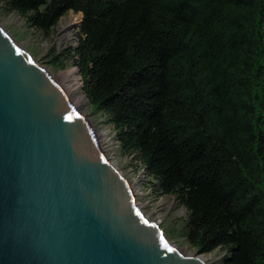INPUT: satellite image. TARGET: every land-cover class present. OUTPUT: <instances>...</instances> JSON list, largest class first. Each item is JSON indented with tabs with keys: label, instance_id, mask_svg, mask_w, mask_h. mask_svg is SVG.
Here are the masks:
<instances>
[{
	"label": "trees",
	"instance_id": "obj_1",
	"mask_svg": "<svg viewBox=\"0 0 264 264\" xmlns=\"http://www.w3.org/2000/svg\"><path fill=\"white\" fill-rule=\"evenodd\" d=\"M1 1L46 35L81 12L67 51L122 152L188 210L197 251L264 264V0Z\"/></svg>",
	"mask_w": 264,
	"mask_h": 264
},
{
	"label": "water",
	"instance_id": "obj_2",
	"mask_svg": "<svg viewBox=\"0 0 264 264\" xmlns=\"http://www.w3.org/2000/svg\"><path fill=\"white\" fill-rule=\"evenodd\" d=\"M139 209L58 78L0 26V264H208Z\"/></svg>",
	"mask_w": 264,
	"mask_h": 264
},
{
	"label": "rangeland",
	"instance_id": "obj_3",
	"mask_svg": "<svg viewBox=\"0 0 264 264\" xmlns=\"http://www.w3.org/2000/svg\"><path fill=\"white\" fill-rule=\"evenodd\" d=\"M82 13L69 11L63 15L49 35L36 28L14 10L8 9L0 0V26L25 49L38 63L55 75L66 87L72 99L84 97L78 110L91 121L107 158L117 167L131 185L141 211L151 221L159 223L168 241L185 254H194L196 248L187 240L188 210L174 194H163L153 177L146 176L141 161L133 155L124 154L115 138V129L108 116L91 107L83 93V81L78 67L68 53V47L76 46ZM60 53L59 60L52 58ZM224 248L203 253L208 264H223Z\"/></svg>",
	"mask_w": 264,
	"mask_h": 264
},
{
	"label": "bare ground",
	"instance_id": "obj_4",
	"mask_svg": "<svg viewBox=\"0 0 264 264\" xmlns=\"http://www.w3.org/2000/svg\"><path fill=\"white\" fill-rule=\"evenodd\" d=\"M19 46H20V45H19ZM62 86H63V85H62ZM63 88L65 89L67 95H68L69 98L71 99V101H72L73 105L75 106V108L78 109V105H81V103H83V100H85V98L81 96V97H78V98L72 99V98L70 97V93L68 92V90L66 89V87L63 86ZM96 134H97V136L99 137V133H96ZM102 148H103V147H102ZM103 151H104V150H103ZM137 205H138V203H137ZM138 207H140V206L138 205ZM139 209H140V208H139ZM140 210H141V209H140ZM201 258L206 262V256L201 255Z\"/></svg>",
	"mask_w": 264,
	"mask_h": 264
},
{
	"label": "built area",
	"instance_id": "obj_5",
	"mask_svg": "<svg viewBox=\"0 0 264 264\" xmlns=\"http://www.w3.org/2000/svg\"><path fill=\"white\" fill-rule=\"evenodd\" d=\"M78 44V37H77V41H76V45ZM101 145H102V143H101ZM144 168V167H143ZM144 170V172H145V169H143ZM145 174H146V172H145ZM146 176H148V175H146Z\"/></svg>",
	"mask_w": 264,
	"mask_h": 264
}]
</instances>
